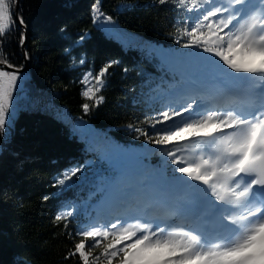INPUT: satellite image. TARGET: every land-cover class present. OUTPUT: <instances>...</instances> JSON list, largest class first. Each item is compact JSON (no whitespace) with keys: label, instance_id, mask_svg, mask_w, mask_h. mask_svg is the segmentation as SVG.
<instances>
[{"label":"trees","instance_id":"1","mask_svg":"<svg viewBox=\"0 0 264 264\" xmlns=\"http://www.w3.org/2000/svg\"><path fill=\"white\" fill-rule=\"evenodd\" d=\"M19 2L27 33L16 20L0 44V60L21 69L26 63L21 39L27 34L30 63V70L18 75L7 117L15 121L16 135L0 164V264H82L78 254L69 256L81 239L76 232L155 215L168 192L156 188L151 175H182L166 155L173 145L149 143L134 129L154 136L175 123L152 129L162 111H182L194 100L212 102L214 96L192 83L206 70L205 57L215 55L184 47L188 37L178 30L213 5L202 0L203 8L188 12L172 0L164 5L98 0L103 15L95 19L97 0ZM110 61L118 63L97 93L104 102L86 113L82 105L93 102L82 93L95 80L86 84L84 77L89 72L95 77ZM191 145L182 142L187 151L177 155L189 156ZM74 168L81 171L64 185L57 183ZM67 211L73 213L68 221L56 220ZM102 251L95 248L93 257Z\"/></svg>","mask_w":264,"mask_h":264},{"label":"snow or ice","instance_id":"2","mask_svg":"<svg viewBox=\"0 0 264 264\" xmlns=\"http://www.w3.org/2000/svg\"><path fill=\"white\" fill-rule=\"evenodd\" d=\"M12 2L0 0V44L16 20L24 23L22 17L13 19ZM158 2L164 5L169 0ZM172 2L188 12L204 7L202 0ZM205 2L213 6L193 25L178 30L188 37L183 46L202 47L204 52L219 57L233 72L246 74L231 79L246 90L250 97L248 107L229 110L227 114L210 111L198 119L169 125L176 117L192 111V104H188L182 111H162L151 127L155 130L156 125L169 126L156 130L154 136L140 128L134 130L147 137L149 143L164 147L173 145L166 155L176 166L174 172L182 174L174 176L173 180L202 193L200 199L207 209L206 219L213 221L215 232L186 231L183 227L166 230L159 225L153 228L149 222L141 223L139 218L135 223L122 224L117 220L105 227L75 233L81 239L69 256L78 254L82 264H104L105 261L113 264L114 259L117 264H264V86H261L264 84V0H227V4L219 6L215 0ZM93 11L95 19L103 15L98 0ZM104 19L111 21L112 17ZM23 42L22 38L21 44ZM115 63L118 62L110 61L95 77L91 72L85 75L84 83L95 80V85L82 93L93 102L91 106L89 103L82 105L86 113L90 107L104 102V97L97 93L104 87V77ZM0 64L14 68L7 59L0 60ZM18 79V71L0 68V132L6 127ZM227 129L232 131L227 132ZM188 140L196 141L193 151L199 148V155H177L187 151V146L181 145ZM209 149L210 154L205 155ZM80 171V168L71 169L57 183L64 185ZM238 209L242 211L236 214ZM72 215L67 211L57 215L56 220L68 221ZM64 227L67 229L68 224ZM68 235L73 234L69 232ZM97 247H102L103 251L100 256L93 257Z\"/></svg>","mask_w":264,"mask_h":264},{"label":"rangeland","instance_id":"3","mask_svg":"<svg viewBox=\"0 0 264 264\" xmlns=\"http://www.w3.org/2000/svg\"><path fill=\"white\" fill-rule=\"evenodd\" d=\"M220 4H227V1H224L223 3H220ZM225 31H228V29H225ZM206 58L209 59V61L204 62V64H206V63L208 64L205 66L206 71H199V73L195 74V76L193 78L194 81L192 84H193V86L198 87V89H200V90L201 89L205 90L206 93H208L209 95L216 96L217 93H222L223 81H225L226 79L231 80V77L246 75L243 73L233 72L232 69H229L227 67V65L223 64V61H221L219 59V57L206 56L205 59ZM207 69H209V70H207ZM197 106L198 105H195V107L193 108V111L184 113L183 116H180V120H176L175 124L179 125L185 120L198 119L201 115H205V112H200L198 114L195 113L196 112L195 109L197 108ZM223 109H225V108H223ZM219 110L220 109H216L214 111L219 112ZM226 131L229 132V129H227ZM189 141L192 144L191 145L192 151L190 153L191 157L199 155L200 154L199 148H196V150L193 151V148L196 144V141L195 140H189ZM207 154H210V149L205 151V155H207ZM138 170H139V168H135V171H138ZM184 179L187 180L188 178L185 177ZM190 183L191 184H197L198 182L190 181ZM200 187L202 188L203 185H200ZM191 190H194V189L189 188L186 185L180 184L177 181L173 180V183H172L170 190H169L172 192V197L168 198V204L169 205L174 204L176 206V203H177L176 201L180 199L181 192L182 191L183 192H185V191L189 192ZM201 196H202V193H200V195L195 199H197L199 202H201V199H200ZM182 198H185V197L182 196Z\"/></svg>","mask_w":264,"mask_h":264},{"label":"water","instance_id":"4","mask_svg":"<svg viewBox=\"0 0 264 264\" xmlns=\"http://www.w3.org/2000/svg\"><path fill=\"white\" fill-rule=\"evenodd\" d=\"M19 6H20V2H19V0H17L16 7H15L16 18L19 16V12H18ZM18 23H19V21H18ZM20 26L25 31V33H27L26 27L23 24H20ZM27 38H28V36L26 34L25 35V41H24V47H23V55H24L25 61H26L25 66L21 69H16V68L9 69L6 67V65L0 64V68L7 70V71H18V75L30 70V63H29V59L26 55V49H25V45L27 43ZM15 135H16L15 121L10 119V118H7L6 119V127H5L4 131L0 132V164L7 157L9 150L13 147Z\"/></svg>","mask_w":264,"mask_h":264}]
</instances>
